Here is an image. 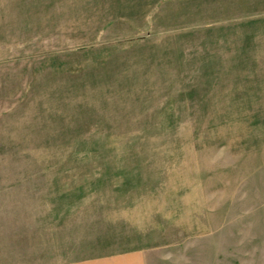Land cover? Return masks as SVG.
<instances>
[{
  "label": "rangeland",
  "instance_id": "1",
  "mask_svg": "<svg viewBox=\"0 0 264 264\" xmlns=\"http://www.w3.org/2000/svg\"><path fill=\"white\" fill-rule=\"evenodd\" d=\"M139 250L264 264V0H0V264Z\"/></svg>",
  "mask_w": 264,
  "mask_h": 264
},
{
  "label": "crops",
  "instance_id": "2",
  "mask_svg": "<svg viewBox=\"0 0 264 264\" xmlns=\"http://www.w3.org/2000/svg\"><path fill=\"white\" fill-rule=\"evenodd\" d=\"M147 264V253L143 250L120 254L98 262H79L75 264Z\"/></svg>",
  "mask_w": 264,
  "mask_h": 264
}]
</instances>
